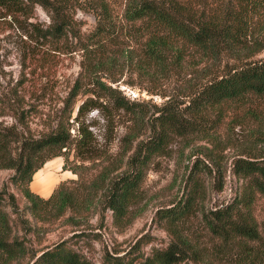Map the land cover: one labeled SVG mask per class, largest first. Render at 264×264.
<instances>
[{
    "label": "trees",
    "instance_id": "1",
    "mask_svg": "<svg viewBox=\"0 0 264 264\" xmlns=\"http://www.w3.org/2000/svg\"><path fill=\"white\" fill-rule=\"evenodd\" d=\"M114 1H120V10L114 9L111 0H0V15L14 20L36 15V6H41L50 20L45 25L29 21V38L53 49L80 50L82 55L81 70L64 98L65 115L52 128L37 137H19L17 131L0 128V168H14L12 180L38 221L52 222L67 210L73 218L92 208L97 212L107 208L115 225L124 227L133 217L145 165L165 150L172 135L180 136L187 146L196 139L206 142L192 147L197 154L194 165L201 161L211 172L199 155L208 158L217 172L209 184L218 189L224 181L219 151L235 147L231 171L244 183L232 201L205 207L207 184L197 175H188L182 193L155 212L171 236L166 246L148 254L134 253L141 241L150 240L144 235L122 253L106 248L104 262L263 263L254 208L264 197V57H255L264 50V0ZM77 9L94 16L93 26L85 31L81 30L83 19L75 18ZM225 56L233 62L223 63ZM126 70L154 82L179 77L180 90L188 96L185 100L170 96L155 104L156 111L147 120L150 133L133 146L127 144L139 136L145 120L142 108L135 106L141 102L129 100L103 79L116 81V73ZM83 83L92 84L112 97L115 105L133 113L134 125L122 138L117 155L99 152L93 132L77 119L89 106H98L92 96L77 104L76 132H71L69 117ZM232 123L244 126L241 141L234 138ZM12 141L18 143L14 153ZM71 150L76 159L67 167ZM56 155H64L62 168L77 177L58 181L45 197L29 184L44 162ZM94 165L99 166L96 172L86 175ZM5 192V187L0 188V264L26 255L28 264H95L66 240L30 251L4 207ZM198 214L201 230L191 225Z\"/></svg>",
    "mask_w": 264,
    "mask_h": 264
},
{
    "label": "rangeland",
    "instance_id": "2",
    "mask_svg": "<svg viewBox=\"0 0 264 264\" xmlns=\"http://www.w3.org/2000/svg\"><path fill=\"white\" fill-rule=\"evenodd\" d=\"M111 5L116 11L121 8L120 1L111 0ZM75 18L83 19L82 31L89 29L95 22L91 13L80 9L76 10ZM31 20L45 25L50 17L39 5L36 6V15L32 17L19 16L14 20L10 15H0V128L17 131L19 137L22 135L37 137L52 128L57 120L65 115L64 98L81 70L82 61L80 50L53 49L29 38L26 33L30 30L28 23ZM255 57H264V50ZM226 61L233 62L225 56L223 63ZM221 72L220 66L218 73ZM116 75L119 78L116 81L106 77L103 79L120 89L129 100L140 101L141 103L134 105L141 107L145 114L139 136L132 139L128 146H133L138 139L145 138L150 133L147 120H150L156 111L155 104L160 105L170 96L178 95L182 100L188 98L187 95H183L185 92L180 90L182 79L179 77L154 82L130 70ZM90 88L91 91L88 90ZM133 94L135 97L132 98ZM87 96H92L98 106H89L77 117L78 121L87 124L91 129L99 152H106L112 156L119 154L123 146L122 138L134 125L133 113L115 105L112 97L92 84L83 83L76 98V106L69 117L72 134L76 132L77 127L74 118L77 104ZM232 132L237 141L244 139V126L232 123ZM204 142L196 139L187 146L180 136L172 135L165 150L151 156L144 167L139 198L132 205L133 217L124 227L115 225L112 212L107 208H100L99 212L92 208L80 216L74 215L73 218L70 217L71 212L67 210L52 222L36 220L30 213L28 201L12 180L14 168L8 167L0 168V188L5 187L6 191L3 194L4 207L11 213V217H14V227L18 229L30 251L66 240L69 246L83 253L95 264H107L103 257L106 248L109 251L117 250L118 253H122L131 249L138 238L149 235L150 240L141 241L134 251V253L148 254L153 248L165 247L169 242L171 236L162 222L156 218L155 212L158 207L169 204L182 193L188 175H197L207 184L205 207L225 204L239 194L244 178L231 171L232 155L236 148L229 146L219 151V167L224 173V181L221 189H218L209 184L217 173L216 166L201 154L200 159L208 164L211 172L201 161H197L194 165L197 154L191 149L198 143ZM17 144L14 141L10 142L13 153ZM75 159L71 150L67 167ZM63 162L64 155H56L44 162L37 175H34V179L32 176L29 184L31 189L34 187L38 189L40 182H43L44 185L48 184V188L42 191L46 194L52 182L42 179V174L47 173L52 178L55 177V170L62 172L61 180L76 178L77 175L69 168H62ZM98 168V165H94L87 169L86 175L93 174ZM9 193L13 196L10 197ZM254 214L259 223L260 244L264 251V197L256 201ZM191 225L201 230L200 214L191 219ZM28 261L29 255H26L9 264H28ZM179 264H192V262L184 260Z\"/></svg>",
    "mask_w": 264,
    "mask_h": 264
},
{
    "label": "crops",
    "instance_id": "3",
    "mask_svg": "<svg viewBox=\"0 0 264 264\" xmlns=\"http://www.w3.org/2000/svg\"><path fill=\"white\" fill-rule=\"evenodd\" d=\"M56 172H55V177H49V175H47V173H43L42 174V179H44L45 181H51L52 182V184H51V186H50V189H49V191L45 194V193H43L42 191H44V190H46L48 187H47V185H44L43 184V182H40V184H39V186H38V189L37 188H35L34 187V189L33 190H35L36 192H38L39 194H41L42 196H47L51 191H52V189H53V187L55 186V184L58 182V181H60L61 180V178H63L60 174L62 173L61 171H59L58 172V170H55ZM64 172V171H63ZM32 181V180H31ZM31 181H30V183H31ZM33 183H34V181H33Z\"/></svg>",
    "mask_w": 264,
    "mask_h": 264
},
{
    "label": "built area",
    "instance_id": "4",
    "mask_svg": "<svg viewBox=\"0 0 264 264\" xmlns=\"http://www.w3.org/2000/svg\"><path fill=\"white\" fill-rule=\"evenodd\" d=\"M133 96L135 97V95H134V94L132 95V98H133Z\"/></svg>",
    "mask_w": 264,
    "mask_h": 264
},
{
    "label": "bare ground",
    "instance_id": "5",
    "mask_svg": "<svg viewBox=\"0 0 264 264\" xmlns=\"http://www.w3.org/2000/svg\"><path fill=\"white\" fill-rule=\"evenodd\" d=\"M37 175V174H36ZM47 183V182H46ZM48 185V184H47Z\"/></svg>",
    "mask_w": 264,
    "mask_h": 264
}]
</instances>
